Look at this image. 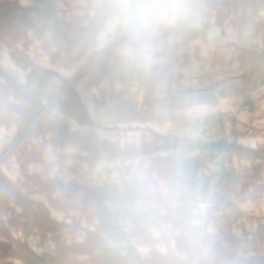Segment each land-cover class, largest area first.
Listing matches in <instances>:
<instances>
[{
  "label": "crops",
  "instance_id": "1",
  "mask_svg": "<svg viewBox=\"0 0 264 264\" xmlns=\"http://www.w3.org/2000/svg\"><path fill=\"white\" fill-rule=\"evenodd\" d=\"M160 2L0 0V264H264V100L226 127L232 101L264 95V0L185 1L219 55L176 69L152 106L137 94L123 125L135 135L74 116L13 131L48 105L47 66L71 80L98 48L143 31L137 5ZM198 120L220 134L193 135Z\"/></svg>",
  "mask_w": 264,
  "mask_h": 264
},
{
  "label": "rangeland",
  "instance_id": "2",
  "mask_svg": "<svg viewBox=\"0 0 264 264\" xmlns=\"http://www.w3.org/2000/svg\"><path fill=\"white\" fill-rule=\"evenodd\" d=\"M169 1L161 0L159 4L169 6ZM185 1L188 0L176 1V8L179 11L176 21H170L166 12L158 14L147 24L135 23L134 25H144L143 31H133L113 46L98 48L86 61L83 62L82 59L79 69L73 71L75 76L71 80L63 79L60 70H52L51 67L54 65L47 66L48 78H44L43 81L47 84L45 90L48 91V105L44 111L33 113L27 121L21 123L20 127L13 129L16 137L19 139L26 135L31 126L45 116L52 122L66 119V116H74L76 119L88 120L92 125L96 121L98 130L112 132L113 135H119L121 132L127 133L129 137L135 135V128L132 126L135 116L131 110L127 111L126 107L137 99V94H140V102L145 107L152 106L154 97H157L154 96L155 93L166 92L169 81L175 78L176 69L183 65L201 66V64L186 63L212 54L219 55L216 49L219 45L216 41H211L212 51V47H209L206 38L207 28L186 17V12H183ZM233 1L238 7L245 2V0ZM173 7L175 8L174 4ZM180 13L182 15H179ZM62 66L70 69L73 67L71 64L70 66L61 64L60 67ZM260 99L264 100V95L254 97L252 100L246 97L242 101H232L236 108L235 112H230L231 116L227 117L226 127H232L236 121L235 117H244L243 115L248 114L253 109L252 104ZM60 102L67 104L74 111L67 113L58 110L56 105ZM53 106L54 110L48 111ZM89 107L93 109L94 116L89 112ZM145 111L148 113L149 110L145 108ZM262 114L264 113L257 115ZM127 121L132 124L128 127L123 126ZM213 122L211 127L205 120L195 121L193 124L196 125V130L193 131V135L212 137L220 134V127L215 124L217 120ZM257 125L261 127L260 130H264L262 128L264 123ZM130 153H132L131 148ZM133 178L134 175L130 172V181ZM250 193L253 194V191ZM256 196L264 197V192H258ZM224 198L225 206L220 207V210L222 208L225 210V218L219 227L221 231L228 230L227 223L232 210L231 196L226 193ZM217 215L215 214L214 217Z\"/></svg>",
  "mask_w": 264,
  "mask_h": 264
},
{
  "label": "clouds",
  "instance_id": "3",
  "mask_svg": "<svg viewBox=\"0 0 264 264\" xmlns=\"http://www.w3.org/2000/svg\"><path fill=\"white\" fill-rule=\"evenodd\" d=\"M168 11V6L163 4H141L137 5L132 11V19L138 24H147L151 19Z\"/></svg>",
  "mask_w": 264,
  "mask_h": 264
}]
</instances>
